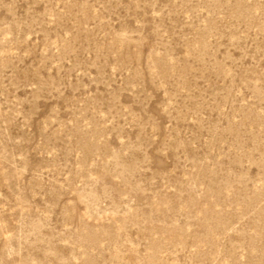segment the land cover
<instances>
[{
  "label": "rangeland",
  "instance_id": "1",
  "mask_svg": "<svg viewBox=\"0 0 264 264\" xmlns=\"http://www.w3.org/2000/svg\"><path fill=\"white\" fill-rule=\"evenodd\" d=\"M0 264H264V0H0Z\"/></svg>",
  "mask_w": 264,
  "mask_h": 264
}]
</instances>
